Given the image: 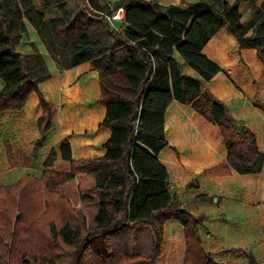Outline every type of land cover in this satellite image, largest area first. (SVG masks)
<instances>
[{"label":"trees","instance_id":"16d2710c","mask_svg":"<svg viewBox=\"0 0 264 264\" xmlns=\"http://www.w3.org/2000/svg\"><path fill=\"white\" fill-rule=\"evenodd\" d=\"M243 1L191 4L173 20L157 2L124 0L113 10L125 9L124 38L98 14L106 9L101 0H0V80L5 84L0 115L21 111L35 93L43 111L37 121L39 137L53 127L54 108L39 88L50 77L47 64L38 50H19L29 24L58 65L64 62L62 68L91 63L99 73L96 104L106 109L100 128L111 133L102 157L74 160L65 144L59 153L52 150L40 178L26 174L0 186V264H30L27 256L39 264H156L170 219L185 228L186 264H230L207 251L201 236L207 218L192 215L169 190L168 168L159 154L169 145L166 114L177 101L220 129L227 159L206 170V176L263 171L256 134L244 125L240 130V121L199 80L184 74L177 60L211 81L221 69L203 51L227 28L240 49L255 50L264 66V2L243 22ZM59 154L69 166L63 172L54 170ZM77 177H83L78 188ZM69 188L75 203L83 194L81 209L67 195ZM93 207L98 208L95 214ZM88 219H94L93 228ZM143 226L153 238L148 257L133 253V229Z\"/></svg>","mask_w":264,"mask_h":264},{"label":"rangeland","instance_id":"374dc122","mask_svg":"<svg viewBox=\"0 0 264 264\" xmlns=\"http://www.w3.org/2000/svg\"><path fill=\"white\" fill-rule=\"evenodd\" d=\"M161 1L175 2L177 5L174 6L186 10L191 4L211 5L213 3V0ZM226 1L230 4L237 2V0ZM263 2L264 0L243 1L240 5L243 22H248ZM101 5L106 7L103 12L106 14H110L115 9L114 3L109 5L106 0H101ZM100 13L98 12V14ZM30 46L31 48H29ZM19 49L24 53H32L34 50H38L35 45L30 44V38L25 40L23 46ZM46 52L50 56L47 50ZM40 53L42 54V52ZM204 54L210 61L220 67L221 72L219 75L223 78L224 85L231 90V95H225L229 92L223 85H219L221 92H214L210 81H203L179 57H177V60L184 74L199 80L205 91L211 92L212 90L213 93H211L220 102L225 104L228 101L226 103L231 104L233 110L238 108L240 116L242 112H246L250 114V117H253V120L244 118L247 123L242 119H237L241 123L239 129L242 130L244 125L254 131L264 154V66L257 53L242 51L228 29L223 28L211 40ZM42 56L49 69L50 77L41 82L39 87L45 99L54 108L56 117L53 127L44 138L39 137L37 127L39 100L38 102L35 100V104L32 101L27 104L33 109L32 113L28 111L27 107H24L25 109L23 108L19 112H6L0 115V185H12L26 174H32L40 178L44 163L50 153L52 150L59 152L62 145L70 144L72 154L75 152L77 159H84L94 155L96 150L100 148V144L97 143L104 139L103 130H100L103 119L99 117L98 105L96 104L101 96L99 73L97 78L90 76L88 72H84L79 77L71 76L68 70L62 68L64 62L58 65L51 56L50 58L46 54H42ZM79 83L85 84V87L82 88L85 95H83L84 97L81 95L83 102L78 103L79 100L75 102V98H72L71 93ZM219 88L215 87L217 91H220ZM232 95L238 98L239 102L236 99L232 100ZM224 100L226 101L224 102ZM232 101H234L236 107H233ZM169 107L165 123V132L169 144L171 142L167 127H170V120L174 117L181 118V116L189 115L199 124L202 131H217L220 137L219 149L220 152H223L224 143L217 127L206 121L190 106L174 101ZM185 113L186 115H184ZM87 116L95 121L88 124L89 118L87 119ZM256 121L258 125L253 126ZM83 140L86 141V144H83ZM176 148L172 144L174 163L170 165L168 171H180L183 175L197 177L195 180L189 178L193 181V187L202 189L206 193L210 205L217 207L214 210L212 208V213H209L208 221H211V227L207 231L212 237H221L223 241L218 240L215 241L216 244L211 243L208 246V249H211L213 253L212 255L218 261L221 260L230 264H264V169L258 175H236V177L225 183L211 181L204 177L203 171L207 167L206 164L212 166L216 164L217 160L214 159L211 162H208L207 159L196 161L188 157L191 152L186 151V153ZM68 167V164L63 162L59 155L54 164V170L63 172L68 170ZM224 186H226L225 189ZM169 188L172 193L176 190L175 186L172 185ZM68 190L71 191L70 188ZM67 195H70L71 199L74 198L72 202L75 204V196L72 191ZM82 195L81 192L77 195L78 202L79 198L81 200ZM82 210L87 213V216L92 217L90 210L88 211L85 208ZM92 222H94V219L92 221L88 219L90 228L94 227ZM133 233L136 239L133 253L140 256L148 255L152 246L149 228L146 226L137 227L133 229ZM228 240L230 243L234 240L238 245L234 248H227L229 249L228 254H219V250L214 251L222 243L228 244ZM179 244L174 238L167 237L163 259L159 264H185L183 261L185 252V246L183 245H185V242L181 243L182 247ZM26 260L30 264H39L30 256H27ZM14 264H21V262Z\"/></svg>","mask_w":264,"mask_h":264},{"label":"crops","instance_id":"0c3cea01","mask_svg":"<svg viewBox=\"0 0 264 264\" xmlns=\"http://www.w3.org/2000/svg\"><path fill=\"white\" fill-rule=\"evenodd\" d=\"M121 1H124V0H106V2L110 5V3H114V5L118 2H121ZM145 1H148V2H151V1H154V2H157L159 5H161L162 7L164 8H167V7H172L174 5H177V3H167V2H163L161 0H145ZM242 12V10L240 11ZM243 21V19H242ZM120 26H122L123 28H125L126 24H122L120 23ZM234 38V36H232ZM30 38V44L32 45H35L37 47V49L42 52V54H46L47 55V52H46V48H45V45L43 43V41L41 40L40 36L38 35L37 31L31 26V25H27V34L24 35L23 39L21 40V43H20V46L19 48H21V46H23V43L25 42V40H29ZM236 40V39H235ZM28 42V41H27ZM211 42V41H210ZM209 42V43H210ZM209 45V44H208ZM207 45V46H208ZM206 46V48H207ZM31 48V46L29 47ZM206 48L204 49V51L206 50ZM20 50V49H19ZM21 51V50H20ZM204 51H203V54H204ZM242 51H248V52H256L255 50H242ZM22 52V51H21ZM46 52V53H45ZM24 53V52H23ZM205 55V54H204ZM48 58H50V56H48ZM191 69V68H190ZM70 75L71 76H81L83 75L84 72H88L90 74V76H94V78H97V75H98V72L94 70V68H92V65L91 63H85V64H82L80 66H77V67H74L72 69H69L68 70ZM194 71V70H193ZM68 79V78H67ZM210 83H212L211 85V88L212 90H214V92L218 93V92H221L222 90L219 88V85H223L224 88L229 92L228 94H225L226 96L228 95H231V90L228 88V86H225L224 85V81H223V78L217 74L211 81ZM85 84L84 83H79L77 85V87L75 88H79L82 90L83 86ZM5 87V84L2 80H0V91L3 90V88ZM85 87V86H84ZM215 87H218L220 89V91H217L215 89ZM40 88V87H39ZM41 90V89H40ZM211 90V92H212ZM216 90V91H215ZM88 93V92H87ZM213 93V92H212ZM233 98H231L232 100L233 99H236L238 100L239 102V99L236 98L234 95H232ZM37 96V94L35 93H32L31 96L29 97V99L27 100L26 104L24 107H27L28 111L29 112H33V109L31 107H29L27 104H29V102H34V104L36 103L35 100H39V98ZM219 100V99H218ZM227 100V99H226ZM224 100V102L226 101ZM220 101V100H219ZM40 102V101H39ZM228 102V101H226ZM225 102V106L228 108V110L230 111V113L232 114V116L235 118V119H242L246 122V118L247 119H252L253 120V117H250V114L249 113H246V112H242L241 116H240V111H238V108L236 109H232L231 107V104L228 105L227 103ZM232 105L233 107H236L235 104H234V101H232ZM38 110H37V115H38V119L41 117L43 111H42V106H38ZM98 110H99V117H101V119L104 120L105 118V115H106V109L104 106H100L98 105ZM170 108V107H169ZM169 108H168V111H167V114L169 112ZM25 109V108H24ZM244 110L247 111V109L245 107H243ZM250 111V110H249ZM9 112H13V111H9ZM15 112H19V111H15ZM166 114V115H167ZM243 117V118H242ZM245 118V119H244ZM257 120V119H256ZM38 121V120H37ZM247 123V122H246ZM257 121L255 122V124L253 126H257ZM248 126H250L248 124ZM101 127V126H100ZM217 127V126H215ZM218 128V127H217ZM249 128V127H248ZM216 129V128H214ZM219 129V128H218ZM250 129V128H249ZM104 135V139L102 141H99V143L97 144H100V148L98 150H96V153L94 155H92L91 157L89 158H84V159H94V158H99V157H102L105 155V149L103 148V145L105 144V142L109 139L110 137V131L109 130H106V129H100ZM251 130V129H250ZM220 132V129L218 130ZM252 131V130H251ZM254 132V131H253ZM220 135H221V132H220ZM257 136V135H256ZM222 138V136H221ZM258 139V137H257ZM222 141H223V138H222ZM83 144H86V141L83 140L82 141ZM169 142V141H168ZM224 143V141H223ZM80 144V143H79ZM259 144V142H258ZM171 146L172 144L170 143L166 148H164L160 154H159V160L167 167L169 168L171 164L174 163V154L172 152V149H171ZM260 147V145H259ZM177 149V148H176ZM261 150V148H260ZM58 152V151H57ZM262 152V151H261ZM59 153V152H58ZM263 153V152H262ZM60 155V154H59ZM221 155V157H220ZM219 156L217 157H209L207 158V160H209L208 162H211L212 160L216 159L217 162L216 164L210 166V165H207L206 164V169L203 171V174H204V177H206V179L208 180H215V181H218L220 183H225L227 182L228 180H231L233 179L234 177H236V175H239L237 174L236 172H233V174L231 176H228V177H208L205 175V172L206 170H211L219 165H221L222 163L226 162V159H227V153H226V147L225 145L223 146V153L220 154ZM72 158L74 160H84V159H77L76 158V155H75V152H73L72 154ZM46 162V161H45ZM64 162V161H63ZM207 162V163H208ZM169 172V179H168V188L170 187V185L172 186H175L176 190L173 192L174 195L177 196L178 198V201L187 207V210L192 214L194 215L195 217H200V216H205L207 218V220L201 225V236L204 240V243H205V247L207 249L208 252H210L211 254L212 251L211 249H208V246L212 243V244H216L217 242L215 241H223V239L221 237H212V235H210L207 231V229H210L211 227V221H208V218H209V213H212V208L213 210L217 207H212L210 205V201L208 200V198L206 197V193H204L202 191V189H199L198 187H193V181L192 180H195V178L197 177H194L193 175L189 176L187 174H181L180 171H168ZM33 173V172H32ZM81 178L83 177H77L76 180L74 181L77 188L80 186V183H81ZM189 178H192L189 179ZM2 185H7V184H1L0 186ZM9 185V184H8ZM226 188V186H224V189ZM170 190V188H169ZM74 206H76L77 208H82V203L79 202H76L74 204ZM218 206H220V204H218ZM97 209L96 207H93V211L92 213L95 214L97 212ZM219 212V211H218ZM147 227V226H146ZM149 228V227H148ZM150 230V236H151V239H152V243H153V238H152V233H151V229L149 228ZM180 231V235L178 234V232ZM167 237H170V238H174V240H176V242L180 243L179 245L181 246V243L182 242H185V252L183 254V261L184 263L186 264V246H187V243H186V237H185V228L184 226L181 225L180 222H178L177 220L175 219H170L167 223H166V226H165V237H164V245H165V240ZM179 237V238H178ZM227 242H229L228 244L227 243H222L221 245H219L214 251H218L220 249H227V248H234V246L238 245L236 243V241H232V243H230V241L228 240ZM184 244V243H183ZM164 245H163V250H164ZM182 247V246H181ZM151 249H152V246H151ZM151 249L149 251V254L148 255H145V257H148L151 253ZM163 250H162V256L157 260L156 264H159V262L163 259Z\"/></svg>","mask_w":264,"mask_h":264},{"label":"bare ground","instance_id":"6f19581e","mask_svg":"<svg viewBox=\"0 0 264 264\" xmlns=\"http://www.w3.org/2000/svg\"><path fill=\"white\" fill-rule=\"evenodd\" d=\"M83 92L84 91L79 88H75L72 91L71 96L75 98V102H77V100H79L78 103L83 102V95H85ZM184 115H186V113ZM88 118L87 116V119ZM94 121L93 118H89L87 123L91 124ZM170 121V127H167L169 130L170 142L181 151L191 152V155L188 156L189 158L202 161L212 156L217 157L223 153L222 151L221 153L219 149L220 137L216 130L202 131L199 124L189 115L184 117L181 116V118L174 117ZM178 234L180 235V231Z\"/></svg>","mask_w":264,"mask_h":264},{"label":"built area","instance_id":"2783aa9c","mask_svg":"<svg viewBox=\"0 0 264 264\" xmlns=\"http://www.w3.org/2000/svg\"><path fill=\"white\" fill-rule=\"evenodd\" d=\"M107 21L110 29L117 35L126 38L124 35V28L120 26V23H125V9L123 7L111 12L110 14L100 13Z\"/></svg>","mask_w":264,"mask_h":264},{"label":"water","instance_id":"95a60500","mask_svg":"<svg viewBox=\"0 0 264 264\" xmlns=\"http://www.w3.org/2000/svg\"><path fill=\"white\" fill-rule=\"evenodd\" d=\"M186 9L178 7V6H173L168 9V15L170 16L171 19H175L176 14L178 13H184Z\"/></svg>","mask_w":264,"mask_h":264}]
</instances>
